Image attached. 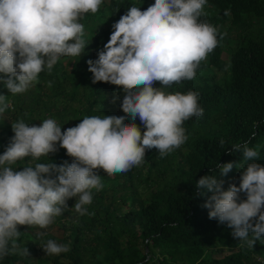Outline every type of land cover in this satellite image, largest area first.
Returning <instances> with one entry per match:
<instances>
[{
	"label": "trees",
	"instance_id": "16d2710c",
	"mask_svg": "<svg viewBox=\"0 0 264 264\" xmlns=\"http://www.w3.org/2000/svg\"><path fill=\"white\" fill-rule=\"evenodd\" d=\"M151 4L102 0L96 13L82 14L78 21L85 41L80 57L61 56L50 74L45 67L38 83L20 94H10L0 83V95L8 96L9 102L0 114V155L14 135L11 124L18 120L31 127L54 119L63 133L85 117L126 116L121 109L122 87L93 83L87 62L98 58L112 25L130 7L143 11ZM225 10L230 14L225 16ZM204 11L208 15L199 22L217 29V46L200 62L193 80L164 88L170 94L198 93L203 114L183 122L185 143L163 157L155 148L146 150L145 161L126 173L109 176L94 170L103 188L90 190L87 213L75 211L77 196L67 200V208L47 228L17 226L21 232L17 242L29 255L17 251L0 259V264H264V240L251 248L234 238L226 224L209 219L204 204L212 193L196 187L205 175L223 179L224 190L229 184L239 186L243 169L233 168L220 177L217 165L264 166V0H207ZM152 87L161 85L153 82ZM124 123L133 121L126 118ZM134 123L143 134L146 129L139 118ZM245 142L259 152L258 159L245 162L242 152L229 154L233 144ZM56 147L55 153L26 157L11 167L21 171L37 163L70 165L66 150L59 148V142ZM245 199L241 193L240 200ZM48 240L69 245L70 251L47 255L42 248Z\"/></svg>",
	"mask_w": 264,
	"mask_h": 264
},
{
	"label": "clouds",
	"instance_id": "9594fccd",
	"mask_svg": "<svg viewBox=\"0 0 264 264\" xmlns=\"http://www.w3.org/2000/svg\"><path fill=\"white\" fill-rule=\"evenodd\" d=\"M101 3L0 0V83L10 94H20L38 83V74L45 67L50 74L61 56L80 57L85 41L78 21L82 14L96 13ZM206 3L154 0L143 11L130 7L112 25L98 58L87 62L88 71L93 83L122 87L121 109L126 116L85 117L63 133L54 119L31 127L23 120L11 124L14 135L0 155V259L17 251L27 257V248L20 249L17 242L21 236L17 226L47 228L62 215L70 198L79 197L73 207L85 215V206L92 203L90 190L103 188L94 170L102 169L109 176L126 173L145 161L146 150L155 148L163 157L185 143L183 122L203 114L198 93L170 94L164 88L193 80L200 62L218 44L217 29L199 22L202 15H208ZM229 14L225 10L224 15ZM153 82L161 87L153 88ZM8 107V96L0 95V114ZM126 118L133 123L126 125ZM137 118L146 129L143 134L134 123ZM57 142L72 158L70 165L37 163L21 171L11 167L26 157L38 159L55 153ZM228 152H242L245 162L259 158V152L246 142L233 144ZM236 165L230 162L217 167L220 177L233 168L243 169L238 187L229 184L224 190L225 181L209 175L201 177L196 187L212 193L204 204L208 218L226 224L234 238L252 248L257 240H264V166ZM241 193L246 194L245 200H240ZM42 249L47 255H59L70 251V246L48 240Z\"/></svg>",
	"mask_w": 264,
	"mask_h": 264
},
{
	"label": "rangeland",
	"instance_id": "374dc122",
	"mask_svg": "<svg viewBox=\"0 0 264 264\" xmlns=\"http://www.w3.org/2000/svg\"><path fill=\"white\" fill-rule=\"evenodd\" d=\"M138 1L141 2L142 0H138ZM148 2L153 3L154 0H148ZM219 74H220V73H219Z\"/></svg>",
	"mask_w": 264,
	"mask_h": 264
}]
</instances>
